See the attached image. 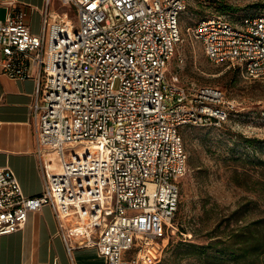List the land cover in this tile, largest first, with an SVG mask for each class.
<instances>
[{
  "label": "built area",
  "instance_id": "built-area-1",
  "mask_svg": "<svg viewBox=\"0 0 264 264\" xmlns=\"http://www.w3.org/2000/svg\"><path fill=\"white\" fill-rule=\"evenodd\" d=\"M62 1L78 26L46 7L34 33L12 1L0 16L1 71L37 80L31 113L45 174L41 192L27 194L0 166V234L49 204L72 220L62 231L69 250L74 235L106 264H157L179 230L183 127L226 126L237 106L222 87L167 78L189 0ZM187 29L211 60L264 78V13H213Z\"/></svg>",
  "mask_w": 264,
  "mask_h": 264
},
{
  "label": "rangeland",
  "instance_id": "rangeland-1",
  "mask_svg": "<svg viewBox=\"0 0 264 264\" xmlns=\"http://www.w3.org/2000/svg\"><path fill=\"white\" fill-rule=\"evenodd\" d=\"M5 1L0 0L1 17L6 13ZM14 1L35 5L38 0ZM229 5L233 9H225ZM46 7L66 14L78 26L71 4L46 0ZM217 11L231 18L264 13V0H189L181 15L183 40L169 62L167 78L171 80L177 72L181 84L222 87L238 110L223 129L183 127L189 159L181 179L179 230L172 234L157 264H208L198 254H186L178 242L206 244L218 234L264 217V78L248 77L237 67L211 60L202 40L187 29L204 14ZM247 137L256 138L255 144L249 146L244 140ZM254 264H264V254Z\"/></svg>",
  "mask_w": 264,
  "mask_h": 264
},
{
  "label": "crops",
  "instance_id": "crops-1",
  "mask_svg": "<svg viewBox=\"0 0 264 264\" xmlns=\"http://www.w3.org/2000/svg\"><path fill=\"white\" fill-rule=\"evenodd\" d=\"M14 2L26 12L32 32L45 30L46 0L34 4ZM49 15L61 13L51 11ZM50 18V17H49ZM36 72V68L34 69ZM37 88L35 76L12 78L0 69V166L13 169L27 194L41 192L45 182L42 158L31 106ZM72 220H61L52 205L30 212L25 225L14 232L0 234V264H106L96 246H82L80 236H70L74 248L69 250L62 234Z\"/></svg>",
  "mask_w": 264,
  "mask_h": 264
},
{
  "label": "trees",
  "instance_id": "trees-1",
  "mask_svg": "<svg viewBox=\"0 0 264 264\" xmlns=\"http://www.w3.org/2000/svg\"><path fill=\"white\" fill-rule=\"evenodd\" d=\"M227 7L229 8L225 9H233L230 5ZM213 13H224V11L206 13L200 19ZM209 128L223 129L225 126H210ZM244 140L249 146H252L255 144L256 138L247 137ZM178 243L184 247L183 251L186 254H198L205 258L208 264H254L264 254V217L232 228L227 234H218L216 238L206 244H195L190 241Z\"/></svg>",
  "mask_w": 264,
  "mask_h": 264
}]
</instances>
